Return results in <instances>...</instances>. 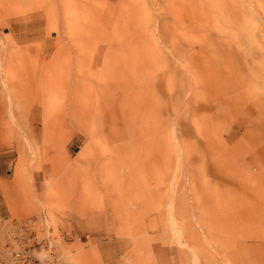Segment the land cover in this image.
<instances>
[{"label":"rangeland","instance_id":"1","mask_svg":"<svg viewBox=\"0 0 264 264\" xmlns=\"http://www.w3.org/2000/svg\"><path fill=\"white\" fill-rule=\"evenodd\" d=\"M0 84V218L60 264H264V0H0Z\"/></svg>","mask_w":264,"mask_h":264},{"label":"built area","instance_id":"2","mask_svg":"<svg viewBox=\"0 0 264 264\" xmlns=\"http://www.w3.org/2000/svg\"><path fill=\"white\" fill-rule=\"evenodd\" d=\"M0 264H60L54 244L35 218H0Z\"/></svg>","mask_w":264,"mask_h":264},{"label":"crops","instance_id":"3","mask_svg":"<svg viewBox=\"0 0 264 264\" xmlns=\"http://www.w3.org/2000/svg\"><path fill=\"white\" fill-rule=\"evenodd\" d=\"M97 253L102 264H116L118 256L110 249V245H101L97 248Z\"/></svg>","mask_w":264,"mask_h":264},{"label":"bare ground","instance_id":"4","mask_svg":"<svg viewBox=\"0 0 264 264\" xmlns=\"http://www.w3.org/2000/svg\"><path fill=\"white\" fill-rule=\"evenodd\" d=\"M43 47H44V46H43ZM53 57H54V56H53ZM50 61H51V60H50ZM46 68L48 69V67H46ZM54 73H55V72H54ZM56 76H57V75H56ZM52 77H53V76H52ZM11 78H12V77H11ZM19 79H20V78H19ZM25 79H26V78H25ZM41 79H42V78H41ZM26 80H27V79H26ZM43 80H44V79H43ZM54 80H55V79H54ZM56 80H57V79H56ZM16 81H17V80H16ZM16 81H15V82H16ZM28 81H29V80H28ZM28 81H27V82H28ZM28 83H29V82H28ZM43 83H44V81H43ZM49 83H50V82H49ZM55 83H56V82H55ZM1 84H2V83H1ZM1 84H0V85H1ZM22 84L24 85V83H22ZM8 85H9V84H8ZM16 85H17V84H16ZM4 86H5V85H4ZM10 87L12 88L11 85H10ZM14 87H15V85H14ZM16 89H17V88H16ZM2 91H3V90H2ZM11 91H12V90H11ZM17 91H18V90H15L16 93H17ZM27 91H29V89H28ZM9 92H10V91H9ZM19 92H20V91H19ZM19 92H18V93H19ZM22 92H23V91H22ZM13 93H14V91H13ZM16 93H15V94H16ZM30 93H31V91H30ZM4 94H5V93H4ZM4 96H5V95H4ZM4 96H3V97H4ZM15 98H16V97H15ZM13 99H14V97H13ZM22 101H23V100H22ZM22 101H21V102H22ZM10 102H11V101H10ZM39 104H40V103H39ZM6 107H7V106H6ZM48 181H49V180H48ZM74 263H75V262H74ZM74 263H73V264H74Z\"/></svg>","mask_w":264,"mask_h":264}]
</instances>
